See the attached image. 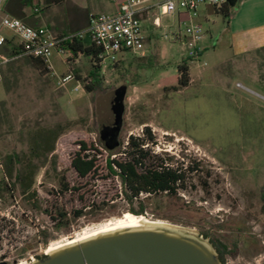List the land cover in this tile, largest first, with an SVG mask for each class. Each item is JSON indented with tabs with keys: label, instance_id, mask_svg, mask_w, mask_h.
I'll list each match as a JSON object with an SVG mask.
<instances>
[{
	"label": "rangeland",
	"instance_id": "1",
	"mask_svg": "<svg viewBox=\"0 0 264 264\" xmlns=\"http://www.w3.org/2000/svg\"><path fill=\"white\" fill-rule=\"evenodd\" d=\"M26 2L4 0L0 19L23 7L28 14L39 5L36 0ZM197 10L194 21L204 32L200 45L208 43L209 32L216 42L230 15L216 13L211 4ZM35 14L31 21L23 20L37 25ZM37 17L43 20L42 13ZM159 17L161 26L143 46L146 56L124 52L117 62L101 66L90 91L85 84L91 80L92 61L85 55L67 61L70 52L53 49L51 68L45 71L24 56L4 68L0 179L3 158L17 154L24 159L38 130L57 128L60 134L51 155L33 161L39 166L31 187L34 196L21 194L18 186L11 191L0 185V261L27 264L49 253L51 245L137 208L138 201L125 200L119 178L106 168L108 152L99 142L97 121L98 99L106 98V107L119 110L122 118L120 145L111 157H122L119 151L128 138H145L148 129L153 139L145 140L144 148L151 153L171 156L173 166L198 164V170L186 173V187L176 195L140 194L146 207L143 216L208 242L217 238L227 245L225 264H264V89L256 83L264 74V53L257 50L240 62H224L230 56L227 45L213 53L210 42L206 56L188 62L189 83L181 87L176 67L186 58V50L172 33L179 28L183 35L189 22L177 25L173 17ZM84 22L79 14L61 25L67 31L83 27ZM0 33L14 39L12 31L1 25ZM68 74L72 78L62 82ZM237 81L244 88L235 87ZM82 141L89 154H96V169L81 178L70 161ZM15 168L22 166L18 163ZM76 211H81L79 216Z\"/></svg>",
	"mask_w": 264,
	"mask_h": 264
},
{
	"label": "trees",
	"instance_id": "2",
	"mask_svg": "<svg viewBox=\"0 0 264 264\" xmlns=\"http://www.w3.org/2000/svg\"><path fill=\"white\" fill-rule=\"evenodd\" d=\"M237 3L238 0H227L219 7L214 6V9L216 13H221L227 17ZM73 34L58 35L59 38L65 37L58 44V48L70 52V55L66 58L67 61L74 60L79 54L91 59V80L85 84V89L90 91L92 83L98 82V72L101 68L98 57L99 50L87 34L84 36ZM19 49H21L20 45L12 48L13 52H17ZM258 52L264 53V46ZM26 57L40 71L48 69V64L43 58ZM189 61L191 59L185 58L176 67L179 72L178 85L181 87H185L189 83ZM74 77L78 79V75L74 74ZM145 132V138L130 136L124 150L119 151L122 157L118 158L116 156L111 157V155L114 154L113 150L120 145L119 142L115 148L108 149L99 138V142L104 147L103 149L108 152L106 168L109 174L116 175L119 178L125 200L129 203H133L134 200L138 201L137 208H129V211L135 215H143L146 211L144 198H140V194H146V197L162 193L176 195L178 190L186 187V173L198 170V164L186 166L185 168L178 165L173 166L171 156L164 157L161 154H153L149 149L144 148V141L153 139L148 129H145ZM59 134L60 130H57V128H41L34 134L28 154L24 159H21L17 154L6 155L2 160L3 177L0 179V185H4L11 191L18 186L21 194L30 193L34 196L36 192L31 187L39 166L33 161L51 155ZM89 150L90 148L85 142H80L79 150L74 153L70 161L71 167L81 178L93 173L96 169V154H89ZM18 163L21 164L22 168H15ZM75 213L76 216H79L81 211ZM46 242V239H44L43 243L46 244ZM222 248L223 253H226L227 245H222ZM43 256L42 254L38 258ZM220 260L224 264L223 259L220 258Z\"/></svg>",
	"mask_w": 264,
	"mask_h": 264
},
{
	"label": "built area",
	"instance_id": "3",
	"mask_svg": "<svg viewBox=\"0 0 264 264\" xmlns=\"http://www.w3.org/2000/svg\"><path fill=\"white\" fill-rule=\"evenodd\" d=\"M4 0H0V5ZM115 3V9L109 13H97L90 16L89 26L84 31L74 32L73 35L84 36L87 34L90 40L99 50V63L101 66L113 64L119 59V55L130 52L136 56H143V34L141 15L143 12L154 8L157 12L155 21L159 15L172 14L182 11L188 15V25L182 35V43L186 50V58L196 60L202 53L200 41L203 38V29L199 22L194 21L198 16V6L211 4L219 7L227 0H111ZM38 10V9H35ZM0 25L10 29L14 39H9L0 33V81L2 69L19 57H41L48 64L52 50L58 48V44L65 39L54 36L44 26H30L17 17L3 15ZM71 34V33H70ZM21 46L17 52H13V46ZM72 78L68 74L62 82ZM239 88H244L241 83H236ZM144 147V145H143Z\"/></svg>",
	"mask_w": 264,
	"mask_h": 264
},
{
	"label": "water",
	"instance_id": "4",
	"mask_svg": "<svg viewBox=\"0 0 264 264\" xmlns=\"http://www.w3.org/2000/svg\"><path fill=\"white\" fill-rule=\"evenodd\" d=\"M97 102L99 138L108 149L118 145L119 110ZM0 264H7L0 261ZM27 264H222L213 245L182 228L148 223L96 234L31 260Z\"/></svg>",
	"mask_w": 264,
	"mask_h": 264
},
{
	"label": "crops",
	"instance_id": "5",
	"mask_svg": "<svg viewBox=\"0 0 264 264\" xmlns=\"http://www.w3.org/2000/svg\"><path fill=\"white\" fill-rule=\"evenodd\" d=\"M26 1V3L33 4L34 0ZM36 1L39 3V5H34L33 12H36L37 14L38 12L42 13L43 20L39 19L37 14H35L33 17L36 18L37 25L30 26H44L48 28L51 33L54 32L56 34L54 36L84 31L89 26L91 15L112 12L116 6L111 0ZM155 1L156 0H153L150 5H153ZM33 12L26 14L23 7L18 13L10 12L5 14L17 17L25 22L23 19L26 21H31L30 18H32ZM79 14H82L84 17V26L65 31L61 24L74 21ZM167 15L173 17L177 21V25L180 21L188 20L187 13L182 11H177ZM156 16L157 12L154 8L143 12L141 15L143 46L145 45L146 40H153L154 29H157L161 26V19L159 16L157 21L154 20ZM172 34L174 40L182 41V33L179 28L175 29ZM223 36H226L227 40H223ZM208 39V43L211 42L210 44H212L211 48L214 51L213 53H216V50H218L221 46L224 48L225 45H227V48L230 50V56L224 62H240L245 55L260 50V48L264 46V0H238V3L231 11L224 32L219 35L216 42L212 41V36L209 32ZM208 43L200 45L202 48V53L198 59L206 56L208 53L207 50L210 46ZM143 56H146L145 50H143ZM204 64L206 65V61H204ZM5 67L2 69V75ZM236 83L239 82H235V87H237ZM256 83L264 89V74L260 79H257Z\"/></svg>",
	"mask_w": 264,
	"mask_h": 264
},
{
	"label": "bare ground",
	"instance_id": "6",
	"mask_svg": "<svg viewBox=\"0 0 264 264\" xmlns=\"http://www.w3.org/2000/svg\"><path fill=\"white\" fill-rule=\"evenodd\" d=\"M165 134H169V133L165 132ZM148 223L170 225L167 222H162L159 220H155V221L149 220V219L145 218L143 215L127 214L123 217L116 218V220L114 222H107L104 225H101L100 227H97L95 229H91V230L85 229V231L83 230L84 232L81 233L80 235H77L75 238L69 239L63 243L51 245L48 248L47 252L50 253L57 248H60V247L65 246V245L84 240V239L89 238L91 236H94L96 234H100L103 232L116 230V229H120V228L140 226V225H144V224H148Z\"/></svg>",
	"mask_w": 264,
	"mask_h": 264
},
{
	"label": "flooded vegetation",
	"instance_id": "7",
	"mask_svg": "<svg viewBox=\"0 0 264 264\" xmlns=\"http://www.w3.org/2000/svg\"><path fill=\"white\" fill-rule=\"evenodd\" d=\"M261 194H262V197H263V200H264V191ZM210 241L214 245V247L216 248V251H217L219 257L221 259H223L224 264H225V253H223V248H222V245H224V243L221 242L220 240H218L215 237H211Z\"/></svg>",
	"mask_w": 264,
	"mask_h": 264
}]
</instances>
